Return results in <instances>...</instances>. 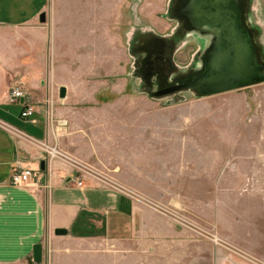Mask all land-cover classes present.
<instances>
[{"label": "crops", "instance_id": "crops-1", "mask_svg": "<svg viewBox=\"0 0 264 264\" xmlns=\"http://www.w3.org/2000/svg\"><path fill=\"white\" fill-rule=\"evenodd\" d=\"M131 1L0 0V264H236L212 224L218 170L215 199L211 185L196 197L186 165L171 172L170 138L189 122L171 117L181 98H150L136 61L126 67L138 49ZM40 142L63 155L43 158ZM20 167L27 185L9 182Z\"/></svg>", "mask_w": 264, "mask_h": 264}, {"label": "rangeland", "instance_id": "rangeland-1", "mask_svg": "<svg viewBox=\"0 0 264 264\" xmlns=\"http://www.w3.org/2000/svg\"><path fill=\"white\" fill-rule=\"evenodd\" d=\"M176 1H131L132 7L137 9L139 44L137 42V58L128 56V70L132 71L136 60L138 66H142L141 58L146 51L166 55L159 63L173 65L166 76L169 79L200 68L202 51L210 39L202 38L198 31L184 23L178 12L183 0L171 8ZM241 1L257 60L264 62V0ZM163 37L168 44L163 45ZM143 40L149 43L141 48ZM165 83L166 80L161 82ZM147 91L144 92L152 99L181 98L182 103L176 105L178 113H171V117L186 114L189 118L185 132L176 130L179 138H170L171 172L172 168H178L177 164L186 165L188 180L201 178L194 182V189L196 197L204 198L208 194L207 187L209 190L210 185H216L217 169L218 202L214 197L217 187H212L211 192L218 218L212 224L222 239L224 236L233 240L236 264H264V81L207 96H198L192 89L157 96ZM214 163L218 166H205ZM171 178L174 179L172 175ZM198 227L204 237H216L214 230L210 234L200 224Z\"/></svg>", "mask_w": 264, "mask_h": 264}, {"label": "water", "instance_id": "water-1", "mask_svg": "<svg viewBox=\"0 0 264 264\" xmlns=\"http://www.w3.org/2000/svg\"><path fill=\"white\" fill-rule=\"evenodd\" d=\"M223 4L224 0H190L184 12L190 16L196 31L210 36L212 44L198 73L157 89L152 95L192 89L198 96H207L264 81V62L257 60L255 46L240 20L237 4L228 0L227 9H223ZM39 19H44L42 12ZM63 94L64 88L60 86L58 95ZM43 165L44 159H40L39 168ZM53 232L64 233L65 228L55 227ZM31 257L34 262L41 260L39 242L32 245Z\"/></svg>", "mask_w": 264, "mask_h": 264}, {"label": "flooded vegetation", "instance_id": "flooded-vegetation-1", "mask_svg": "<svg viewBox=\"0 0 264 264\" xmlns=\"http://www.w3.org/2000/svg\"><path fill=\"white\" fill-rule=\"evenodd\" d=\"M226 1L228 2V0H224L225 4L221 5L223 7V9L224 8L227 9V7H226L227 6V2ZM234 1H235V3L238 6V11H240V20H241V22L248 29V27H247V25L245 23V20H244V12L245 11H244V8H243L242 1L241 0H234ZM179 2H180V0H177L176 2H174L171 8L174 9V7L178 6ZM182 2H183L182 5L180 4V6L178 8V12H179V14H181L182 20L184 21V23L189 24L190 27H193V29H195L194 26H193V22L190 19V16L186 12H184V9L188 6V3L190 2V0H183ZM248 31H250V30L248 29ZM198 33L201 34L202 38L210 39V36L206 35V33H204V32H198ZM211 44L212 43H210V41H209V44H207L205 49L202 51L203 58H204L206 52L208 51L209 47L211 46ZM153 57H155V53H150L149 60H151V58H153ZM203 58H202V62H203ZM136 65L138 66L137 60H136ZM201 69H202V64H201L199 69L192 70V72H189V74H188L189 77L191 75H193V74L198 73ZM188 75H187V73L180 74V75H174L172 77V79H169V77H166L164 79V80H166L165 84H161V82L164 81V80L157 79L154 76L150 77L148 80L147 79H142L141 77L140 78H141L144 86H146L148 88L149 92H153V91H155L157 89H160V88H162L164 86H167V85H170V84H174V83H178L181 79L187 78ZM170 93H172V92H170Z\"/></svg>", "mask_w": 264, "mask_h": 264}, {"label": "built area", "instance_id": "built-area-1", "mask_svg": "<svg viewBox=\"0 0 264 264\" xmlns=\"http://www.w3.org/2000/svg\"><path fill=\"white\" fill-rule=\"evenodd\" d=\"M21 96V91L16 86H14L9 92V98L12 99L13 97ZM32 109L29 105H26L20 111L21 116H27L31 114ZM40 146L43 150V158L51 159L54 157L62 156V152L55 146V145H48L45 142H40ZM79 170H84L87 172V168L84 166H77ZM32 174V169L29 167H20V168H13L12 172L9 177V182L13 185H27L30 183V176ZM77 184H80V181H76Z\"/></svg>", "mask_w": 264, "mask_h": 264}, {"label": "trees", "instance_id": "trees-1", "mask_svg": "<svg viewBox=\"0 0 264 264\" xmlns=\"http://www.w3.org/2000/svg\"><path fill=\"white\" fill-rule=\"evenodd\" d=\"M139 36V34H138ZM152 37L154 38H157L155 37L154 35H151ZM159 39V38H157ZM167 38L163 37V45L164 44H168L169 42L166 40ZM169 39V37H168ZM138 41H139V38H138ZM146 43H149V41L147 40H143V42L141 43V48L143 46L146 45ZM139 44V42H138ZM138 51V49H137ZM149 56H150V53L146 51V54L141 58L142 59V66L139 67L137 66V73L139 75V77H141L142 79H149V77H152L154 76L155 78L157 79H160V80H164L166 78V76L168 75L169 71L172 70V67L173 65L170 63H167V64H164V63H159L161 61H164L166 59V55L163 56L161 55L160 53L156 54L155 53V57L151 58V60H149Z\"/></svg>", "mask_w": 264, "mask_h": 264}]
</instances>
